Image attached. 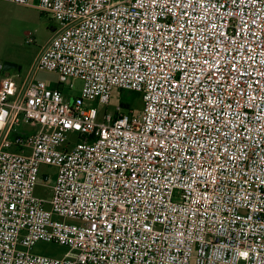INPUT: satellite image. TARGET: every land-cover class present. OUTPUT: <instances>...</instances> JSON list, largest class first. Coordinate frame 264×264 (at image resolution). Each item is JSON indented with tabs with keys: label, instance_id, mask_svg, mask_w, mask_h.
Segmentation results:
<instances>
[{
	"label": "built area",
	"instance_id": "2783aa9c",
	"mask_svg": "<svg viewBox=\"0 0 264 264\" xmlns=\"http://www.w3.org/2000/svg\"><path fill=\"white\" fill-rule=\"evenodd\" d=\"M35 6L57 22L51 37L24 78L0 64V264H264V0ZM234 57L236 85L208 77ZM114 89L140 93L141 112L99 118L86 101ZM41 165L57 169L49 200L33 194ZM39 241L68 250L31 252Z\"/></svg>",
	"mask_w": 264,
	"mask_h": 264
},
{
	"label": "rangeland",
	"instance_id": "374dc122",
	"mask_svg": "<svg viewBox=\"0 0 264 264\" xmlns=\"http://www.w3.org/2000/svg\"><path fill=\"white\" fill-rule=\"evenodd\" d=\"M36 3L37 0H30L28 4L0 0V64L2 65L5 61H9L20 65L21 69L19 71L11 68L8 72L19 73L21 79L28 73L39 51L57 27V22L51 18L50 14L37 9ZM34 78L49 81L52 87L59 86L57 74L51 71L37 70ZM60 88L69 98L79 97L82 81L73 79L71 87L68 84H64L60 85ZM122 92L127 98L131 94V91L128 90H122ZM118 101V92L117 89H114L107 105H99L90 101L86 102L97 108L100 118L104 112L112 113L116 111L117 107H119ZM130 105L135 113L141 112L143 103L140 93L134 94ZM21 129L27 132L35 130V127L26 125L21 127ZM67 139L71 144L78 142L77 134L74 132L67 133ZM56 173L57 169L54 166L41 165L40 175L33 194L49 200V187L55 182ZM42 174L48 175V179L45 180ZM45 206L49 207L48 204H45ZM67 250L66 246L46 241L36 242L30 249L33 253L54 258H61ZM193 263L194 257L190 260V264Z\"/></svg>",
	"mask_w": 264,
	"mask_h": 264
},
{
	"label": "snow or ice",
	"instance_id": "6c2138e0",
	"mask_svg": "<svg viewBox=\"0 0 264 264\" xmlns=\"http://www.w3.org/2000/svg\"><path fill=\"white\" fill-rule=\"evenodd\" d=\"M154 2H155V0H154ZM238 2H240V0H233V3H234V4H235V3H238ZM241 6H242V4H241ZM225 7H226V5H225ZM231 15L234 17V16H235V13H232ZM253 23H255V21H253V20H249V21H243V20H242V21H241V24L243 25V27H244L245 29H247V30L249 31V33L251 32V28H250L249 26H250L251 24H253ZM262 23H264V22H262ZM262 32H264V29H262ZM233 34L235 35V32H234ZM223 35H226V34H222V36H223ZM225 43H226V42L223 41V39H222V41H221L222 46H224ZM242 47H243V46H242ZM236 51L238 52L239 49H237ZM220 55H221L220 53H217V57L214 59L212 65H209V61H208L206 58L203 59L201 63H202V65H207V66H209V68L211 69V68H213L216 64L219 63V57H220ZM166 59H167V58H165V60H166ZM234 60H235V57L233 58V62L228 66V70H227L226 73L223 72L221 69L217 68V69L215 70V72H213V71H209V72L207 73L208 77H210V78H212V79H215V74H216V72H219L221 75L232 76V77H233L232 84H233V85H236V84H237V78H238V76H239V72H238L237 65H236V63L234 62ZM262 66H264V62H262ZM233 73H236V75L234 76ZM259 75H260V81H259V83L264 84V73H260ZM222 86H224V85H222L221 82H217V84H216V87H217V88H220V87H222ZM169 87H171V84H169ZM177 87H179V85H178ZM248 87H249V89H251L253 86H252L251 84H249ZM209 95H210V93H209ZM189 99H191V97H189ZM201 99H203V96H201ZM262 99H264V98H262ZM207 103H208L209 105H212V104H213V102H212L211 100L207 101ZM213 106H214V105H213ZM261 107H264V104H261ZM209 110H211V109H209ZM229 111H231V108H229ZM201 116H202V119H205V120L207 119V117L204 116L203 113H201ZM185 127H186V125H185Z\"/></svg>",
	"mask_w": 264,
	"mask_h": 264
},
{
	"label": "trees",
	"instance_id": "16d2710c",
	"mask_svg": "<svg viewBox=\"0 0 264 264\" xmlns=\"http://www.w3.org/2000/svg\"><path fill=\"white\" fill-rule=\"evenodd\" d=\"M118 92V97H119V101H118V105L121 109H128L130 108V101L132 100L134 94L136 95L137 92L135 91H131L130 96L127 98L123 95L122 89H117Z\"/></svg>",
	"mask_w": 264,
	"mask_h": 264
},
{
	"label": "water",
	"instance_id": "95a60500",
	"mask_svg": "<svg viewBox=\"0 0 264 264\" xmlns=\"http://www.w3.org/2000/svg\"><path fill=\"white\" fill-rule=\"evenodd\" d=\"M11 68H14V69H17V70H20L21 66L16 64V63H13V62H9V61H5L3 64H2V69L4 71H7Z\"/></svg>",
	"mask_w": 264,
	"mask_h": 264
},
{
	"label": "crops",
	"instance_id": "0c3cea01",
	"mask_svg": "<svg viewBox=\"0 0 264 264\" xmlns=\"http://www.w3.org/2000/svg\"><path fill=\"white\" fill-rule=\"evenodd\" d=\"M13 69H14V68H13ZM20 69H21V68H20ZM2 70H3V69H2ZM2 70H1V75H14V74L17 73V72L10 73V72H8V70H7V71H4V70L2 71ZM16 70H17V69H16ZM18 71H19V70H18ZM18 74H19V73H18ZM26 74H27V73H26ZM26 74H25V75H26ZM19 75H20V74H19Z\"/></svg>",
	"mask_w": 264,
	"mask_h": 264
}]
</instances>
